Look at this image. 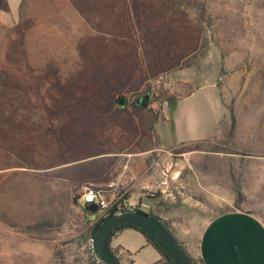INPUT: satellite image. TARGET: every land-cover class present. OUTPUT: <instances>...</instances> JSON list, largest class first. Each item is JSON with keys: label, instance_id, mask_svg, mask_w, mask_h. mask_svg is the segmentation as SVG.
<instances>
[{"label": "rangeland", "instance_id": "rangeland-1", "mask_svg": "<svg viewBox=\"0 0 264 264\" xmlns=\"http://www.w3.org/2000/svg\"><path fill=\"white\" fill-rule=\"evenodd\" d=\"M178 115L208 140L161 149ZM125 176L182 240L264 218V0H0V264H97L80 199Z\"/></svg>", "mask_w": 264, "mask_h": 264}, {"label": "crops", "instance_id": "crops-1", "mask_svg": "<svg viewBox=\"0 0 264 264\" xmlns=\"http://www.w3.org/2000/svg\"><path fill=\"white\" fill-rule=\"evenodd\" d=\"M183 118L184 115L175 118V133L170 141L158 138L163 144L161 149L178 148L208 140L203 133L195 131V126L188 134L183 128ZM216 127L215 120L214 128ZM142 188L141 182L136 183L133 196L136 193L141 196ZM135 230L123 228L117 231L110 241V248L120 264H126L128 260H134L135 264V260L143 259L138 256L144 252L148 255L146 264H154L161 260V254L141 232L138 231L144 236L141 244L137 246L132 244V240L138 235ZM174 237L179 242L184 240L186 251L199 264H264V218L246 210L229 211L214 217L203 225L197 237H183V240L176 235ZM13 243L0 242V260H31L29 257L24 258L25 248L22 244L13 246Z\"/></svg>", "mask_w": 264, "mask_h": 264}, {"label": "water", "instance_id": "water-1", "mask_svg": "<svg viewBox=\"0 0 264 264\" xmlns=\"http://www.w3.org/2000/svg\"><path fill=\"white\" fill-rule=\"evenodd\" d=\"M139 100V101H138ZM137 103L146 107V98L138 99ZM125 98L120 97L117 104L125 107ZM85 211L88 217H93L97 206L90 204ZM123 226L137 228L150 237L162 251L171 259L173 264H197L188 254L184 246L151 214L142 210H121L106 218L97 228L92 241V250L100 264H120L119 260L111 253L108 242L111 234Z\"/></svg>", "mask_w": 264, "mask_h": 264}, {"label": "built area", "instance_id": "built-area-1", "mask_svg": "<svg viewBox=\"0 0 264 264\" xmlns=\"http://www.w3.org/2000/svg\"><path fill=\"white\" fill-rule=\"evenodd\" d=\"M135 183L133 176H125L117 181L109 183L106 187L91 186L86 188L82 195V200L86 206L94 204L97 206V212L93 217H89V223L92 228L101 224L113 210L121 211L124 208L135 209L136 207L128 202L127 194ZM93 239H91L92 243ZM95 262L100 264L96 259Z\"/></svg>", "mask_w": 264, "mask_h": 264}, {"label": "trees", "instance_id": "trees-1", "mask_svg": "<svg viewBox=\"0 0 264 264\" xmlns=\"http://www.w3.org/2000/svg\"><path fill=\"white\" fill-rule=\"evenodd\" d=\"M141 98H146L147 100H146V102H147V104H148V102H149V98H150V96L149 95H145V96H142ZM140 98V99H141ZM136 210H141L140 209V207L139 206H137L136 208H135ZM123 210H127V208H124ZM116 212H118V210H113L106 218H108V217H110L111 215H113L114 213H116ZM155 219H157L161 224H162V226L168 231V232H170L171 233V231L168 229V227L158 218V217H156L155 215H152ZM106 218H104L103 220H102V222L106 219ZM101 222V223H102ZM100 224H97L94 228H92V233H91V239H93V237H94V235H95V232H96V230H97V228H98V226H99ZM123 228H133V229H136L137 231H139V232H141L140 230H138L137 228H134V227H132V226H123V227H120V228H118L116 231H114L112 234H111V236H110V239H109V242H108V248H109V250L111 251V253L114 255V253L112 252V250H111V248H110V241H111V239H112V237L114 236V234L117 232V231H119V230H121V229H123ZM146 238H147V240H148V242L151 244V245H153L157 250H158V252L161 254V256L165 259V261H166V263L167 264H173L172 263V261H171V259L162 251V249L150 238V237H148L147 235H145L143 232H141ZM172 234V233H171ZM173 235V234H172ZM174 236V235H173ZM92 255L94 256V258L96 259V257H95V255H94V253H93V251H92ZM115 256V255H114ZM116 257V256H115ZM194 260V259H193ZM195 261V260H194ZM196 262V261H195ZM197 263V262H196Z\"/></svg>", "mask_w": 264, "mask_h": 264}, {"label": "flooded vegetation", "instance_id": "flooded-vegetation-1", "mask_svg": "<svg viewBox=\"0 0 264 264\" xmlns=\"http://www.w3.org/2000/svg\"><path fill=\"white\" fill-rule=\"evenodd\" d=\"M139 101V100H138Z\"/></svg>", "mask_w": 264, "mask_h": 264}]
</instances>
